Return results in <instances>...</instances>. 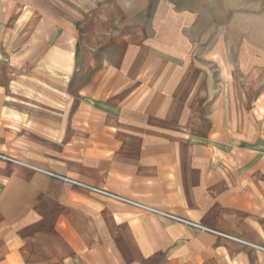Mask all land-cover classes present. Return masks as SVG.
Segmentation results:
<instances>
[{"label":"crops","instance_id":"crops-1","mask_svg":"<svg viewBox=\"0 0 264 264\" xmlns=\"http://www.w3.org/2000/svg\"><path fill=\"white\" fill-rule=\"evenodd\" d=\"M154 1L0 0V264H264V134L208 119V22Z\"/></svg>","mask_w":264,"mask_h":264},{"label":"rangeland","instance_id":"rangeland-1","mask_svg":"<svg viewBox=\"0 0 264 264\" xmlns=\"http://www.w3.org/2000/svg\"><path fill=\"white\" fill-rule=\"evenodd\" d=\"M164 3L182 8L196 6L200 21L208 22V93L205 97L200 92L194 93L198 99L207 100L204 109L208 119L224 114L230 128L239 119L244 121L248 136L258 131L264 134V0H164ZM165 219L196 227L177 219ZM229 236L224 237L235 240L231 238L235 236Z\"/></svg>","mask_w":264,"mask_h":264},{"label":"built area","instance_id":"built-area-1","mask_svg":"<svg viewBox=\"0 0 264 264\" xmlns=\"http://www.w3.org/2000/svg\"><path fill=\"white\" fill-rule=\"evenodd\" d=\"M4 157L7 158V159H9V160H12V161H14V162L22 163V162H20V161H17V160H15V159L10 158V157H6V156H4ZM37 170H40V169H37ZM50 174H53V173H50ZM66 180H68L69 182L74 183V184H76V185H80V186H82V187H85V188L91 189V190H93V191H96V192H98V193H101L102 195H105V196L110 197V198H112V199L118 200V201H120V202H123V203H127V204H130V205H133V206H135V207H137V208H139V209H142V210H144V211L151 212V213H155V214H157V215L165 216V217H168V218L177 219V220H179V221H182V222H185V223H188V224L194 225V226H197V225H198V224H196V223H194V222H192V221H189V220H186V219H182V218H180V217H176V216H174V215H172V214H170V213H166V212H163V211H161V210H159V209H157V208H154V207H152V206H149V205H146V204H143V203H139V202L133 201V200L128 199V198H126V197H124V196H122V195L115 194V193L110 192V191H108V190L100 189V188L93 187V186H90V185H86V184H84V183H81V182L76 181V180H73V179H68V178H66ZM199 226H200V225H199ZM227 236H229V235H227ZM229 237H231V236H229ZM231 238H233V239H235V240H237V241H239V242L246 243L245 241L240 240V239H238V238H235V237H231ZM248 244H250V243H248ZM251 245H252V246H255V247H257V248H261V249L264 250L263 247H259V246L254 245V244H251Z\"/></svg>","mask_w":264,"mask_h":264}]
</instances>
